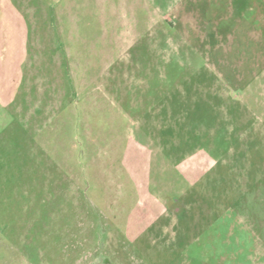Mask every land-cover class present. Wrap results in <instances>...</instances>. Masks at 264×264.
Segmentation results:
<instances>
[{
    "label": "rangeland",
    "instance_id": "1",
    "mask_svg": "<svg viewBox=\"0 0 264 264\" xmlns=\"http://www.w3.org/2000/svg\"><path fill=\"white\" fill-rule=\"evenodd\" d=\"M0 264H264V0H0Z\"/></svg>",
    "mask_w": 264,
    "mask_h": 264
}]
</instances>
